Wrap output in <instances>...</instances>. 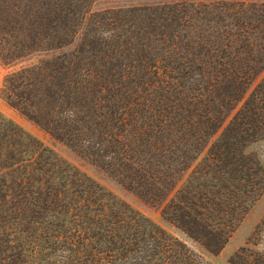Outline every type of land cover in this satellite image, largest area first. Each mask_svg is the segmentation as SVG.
<instances>
[{"label": "trees", "instance_id": "obj_1", "mask_svg": "<svg viewBox=\"0 0 264 264\" xmlns=\"http://www.w3.org/2000/svg\"><path fill=\"white\" fill-rule=\"evenodd\" d=\"M100 1L0 0V61L42 56L3 96L219 255L264 194V3ZM0 264L210 263L0 113Z\"/></svg>", "mask_w": 264, "mask_h": 264}, {"label": "rangeland", "instance_id": "obj_2", "mask_svg": "<svg viewBox=\"0 0 264 264\" xmlns=\"http://www.w3.org/2000/svg\"><path fill=\"white\" fill-rule=\"evenodd\" d=\"M196 2V3H218V2H247V3H264V0H118V1H100L97 2L93 11L130 8L135 6L159 5L174 2ZM81 34L77 37L72 46L66 51L73 50L80 42ZM58 53V52H57ZM51 54L49 57L56 55ZM42 56H35L31 60H27L15 66H6L0 61V113L8 119L14 121L33 136L42 141L46 146L52 148L60 157L67 160L74 166L81 169L90 177L99 182L107 190L115 194L119 199L123 200L146 217L159 224L175 237L186 242L194 251L201 254L210 264H232L233 257L242 249L252 247L253 244H258L260 248L264 249V194L256 201L235 232L232 234L228 244L219 255H212L208 253L200 244L189 239L182 231L177 229L169 221L163 217V208L166 204L158 203L150 198H145L135 191L130 190L125 184L121 183L115 176L104 170L89 159L79 155L73 149L64 143L56 140L48 132L31 121L19 110L11 106V104L4 98L2 89L4 87V79L11 72L38 61ZM264 72L253 83L251 90L263 79ZM232 116L224 124L223 129L218 133L214 140L218 139L224 128L228 125ZM249 151L256 154L261 162L264 164V141L258 142L249 148ZM181 185V184H180Z\"/></svg>", "mask_w": 264, "mask_h": 264}]
</instances>
